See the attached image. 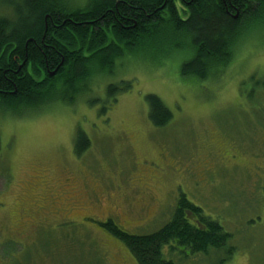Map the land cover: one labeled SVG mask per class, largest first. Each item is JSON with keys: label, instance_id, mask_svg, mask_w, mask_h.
<instances>
[{"label": "rangeland", "instance_id": "obj_1", "mask_svg": "<svg viewBox=\"0 0 264 264\" xmlns=\"http://www.w3.org/2000/svg\"><path fill=\"white\" fill-rule=\"evenodd\" d=\"M243 34L228 65L204 80L180 76L181 54L121 61L70 106L0 109V264H137L100 223L151 233L182 195L230 234L233 252L172 256L177 264H264V25ZM121 80L131 88L104 113L87 104ZM147 94L171 111L165 126L150 122ZM78 130L88 139L79 155Z\"/></svg>", "mask_w": 264, "mask_h": 264}, {"label": "trees", "instance_id": "obj_2", "mask_svg": "<svg viewBox=\"0 0 264 264\" xmlns=\"http://www.w3.org/2000/svg\"><path fill=\"white\" fill-rule=\"evenodd\" d=\"M0 6L10 8L0 16V109L20 116L72 105L121 61L156 65L181 54L187 58L180 76L204 80L228 65L252 23L264 25V0H86L75 8L59 0H0ZM129 88L131 81L107 83L104 100L86 102L101 103V114ZM145 100L150 122L165 126L171 111L154 94ZM87 145L78 130L75 153ZM100 226L137 264H177L172 256L220 250L229 259L233 252L230 234L184 195L170 220L151 233L129 234L112 220Z\"/></svg>", "mask_w": 264, "mask_h": 264}]
</instances>
